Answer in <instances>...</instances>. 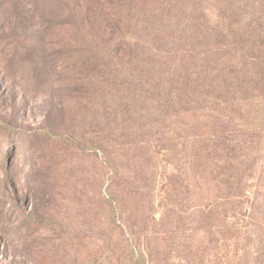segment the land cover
<instances>
[{"label": "rangeland", "instance_id": "374dc122", "mask_svg": "<svg viewBox=\"0 0 264 264\" xmlns=\"http://www.w3.org/2000/svg\"><path fill=\"white\" fill-rule=\"evenodd\" d=\"M239 4L262 34L264 0ZM201 7L214 19L202 0H0V264H253L264 249V88L249 111L262 123L255 166L224 203L188 171L163 91H137L119 34L133 30L119 8H137L158 58L175 64L198 46L177 36ZM230 116L219 135L243 138L229 133L246 113Z\"/></svg>", "mask_w": 264, "mask_h": 264}, {"label": "trees", "instance_id": "16d2710c", "mask_svg": "<svg viewBox=\"0 0 264 264\" xmlns=\"http://www.w3.org/2000/svg\"><path fill=\"white\" fill-rule=\"evenodd\" d=\"M202 1L213 3L214 19L206 7L199 8V19H192L177 36L181 40L195 39L198 46L192 50L187 47L175 64L158 58L161 52L154 47L158 40L146 34L148 21L140 17L137 8H119L127 25L133 27L130 35L123 30L119 34L124 51H131L135 63L137 91L149 94L156 86L163 91L171 115L168 119L178 115L182 120L188 171H198L200 178L214 185L218 199L232 203L242 195L255 166L252 147L262 123L257 111H249L256 103L254 93L264 88V31L259 34L252 27L239 0ZM214 36L216 41H210ZM233 109L242 110L248 118L241 126L234 125L236 134L229 135L243 138H225L218 133L219 125L229 122ZM254 253L252 263L264 264V249Z\"/></svg>", "mask_w": 264, "mask_h": 264}]
</instances>
